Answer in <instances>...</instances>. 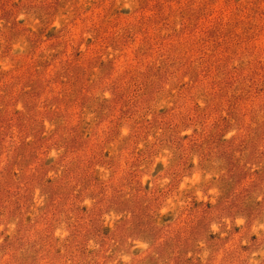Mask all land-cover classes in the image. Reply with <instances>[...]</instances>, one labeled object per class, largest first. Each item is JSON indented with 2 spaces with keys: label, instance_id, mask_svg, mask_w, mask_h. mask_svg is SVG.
<instances>
[{
  "label": "rangeland",
  "instance_id": "374dc122",
  "mask_svg": "<svg viewBox=\"0 0 264 264\" xmlns=\"http://www.w3.org/2000/svg\"><path fill=\"white\" fill-rule=\"evenodd\" d=\"M0 264H264V0H0Z\"/></svg>",
  "mask_w": 264,
  "mask_h": 264
}]
</instances>
